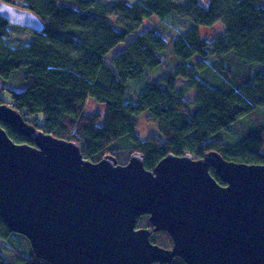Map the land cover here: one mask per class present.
Masks as SVG:
<instances>
[{
  "label": "trees",
  "instance_id": "trees-1",
  "mask_svg": "<svg viewBox=\"0 0 264 264\" xmlns=\"http://www.w3.org/2000/svg\"><path fill=\"white\" fill-rule=\"evenodd\" d=\"M0 1L32 11L44 24L37 32L0 16V78L25 70L28 81L22 91L8 89V100L0 94V104L19 112L28 125L76 143L93 163L112 155L125 165L140 153L145 168L154 170L168 155L190 154L199 160L216 152L227 161L264 164V0ZM113 14L120 18L113 20ZM152 17L159 19L158 25L108 60ZM172 17L191 26L171 39L164 25ZM218 22L226 31L208 42L202 31ZM160 66L163 76L129 99L134 93L130 82ZM193 90L190 101L186 96ZM88 98L106 105L104 117L84 113ZM145 112L165 140L138 136V117ZM247 115L254 116L257 127L243 141H210L223 131L231 133V126ZM2 126L15 143L34 145L14 128ZM210 173L226 185L215 169ZM139 220L138 228L154 230L148 216ZM150 239L173 247L167 232L153 231ZM0 264L50 263L37 258L28 239L0 217ZM169 264L186 263L175 258Z\"/></svg>",
  "mask_w": 264,
  "mask_h": 264
},
{
  "label": "water",
  "instance_id": "water-1",
  "mask_svg": "<svg viewBox=\"0 0 264 264\" xmlns=\"http://www.w3.org/2000/svg\"><path fill=\"white\" fill-rule=\"evenodd\" d=\"M0 16L44 30L28 9L0 1ZM2 123L34 145L15 143ZM142 216L154 230L137 227ZM0 217L50 264H264V164L216 152L168 155L154 170L140 153L125 165L112 155L93 163L0 104ZM153 231L167 232L173 247L152 243Z\"/></svg>",
  "mask_w": 264,
  "mask_h": 264
},
{
  "label": "rangeland",
  "instance_id": "rangeland-1",
  "mask_svg": "<svg viewBox=\"0 0 264 264\" xmlns=\"http://www.w3.org/2000/svg\"><path fill=\"white\" fill-rule=\"evenodd\" d=\"M183 2L184 0H179ZM120 18L119 14H113L112 19L117 20ZM159 19L156 17H152L148 21L144 22L135 32L134 35L129 36L124 43L119 44L114 50L110 52L107 56L108 60H112L119 52H121L124 48H126L131 42L134 41L137 35L144 33L151 26L158 25ZM191 26V22L186 19H179L177 17H172L165 22V32L168 38H176L183 34L187 29ZM226 27L222 22L216 23L212 28L203 29L202 34L207 39L208 42H213L220 34L225 33ZM165 70L163 66L158 67L157 69L149 72L146 77H144L141 81L130 82V85L133 90V94L129 96V99L135 100V94L141 92L146 87H148L152 82L161 78L164 74ZM25 70H19L14 72L11 77L8 79L0 78V88H5L6 91H0L2 97L6 100L9 99L8 89L14 91H22L28 84V81L24 78ZM179 85H183V81L178 82ZM186 98L190 101H194L195 99V91H191ZM84 113L87 115H93L96 113H100L103 117L106 113V105L98 103L94 98H88ZM252 115V114H251ZM251 115H247L242 117L238 122L234 123L231 126V133L227 131H223L211 138L210 141L220 140L223 142H229L233 144L240 143L244 140L246 134L255 130L257 127V122H253L255 119H252ZM259 116V115H257ZM253 120V121H252ZM40 123L42 120L40 119ZM138 127L137 134L142 139L145 140L148 136L156 135L165 140V137L160 133L157 123L152 121L149 118V113L145 112L138 117ZM125 158V157H124ZM121 162H123L121 160ZM141 221L139 220V223Z\"/></svg>",
  "mask_w": 264,
  "mask_h": 264
},
{
  "label": "flooded vegetation",
  "instance_id": "flooded-vegetation-1",
  "mask_svg": "<svg viewBox=\"0 0 264 264\" xmlns=\"http://www.w3.org/2000/svg\"><path fill=\"white\" fill-rule=\"evenodd\" d=\"M212 168V167H211ZM214 169V168H213ZM216 170V169H215ZM210 171V170H209ZM217 172V171H216ZM211 174V173H210ZM218 175V174H217ZM213 177V176H212ZM219 177V176H218ZM220 179V178H219ZM221 180V179H220ZM217 181V180H216ZM222 181V180H221Z\"/></svg>",
  "mask_w": 264,
  "mask_h": 264
}]
</instances>
